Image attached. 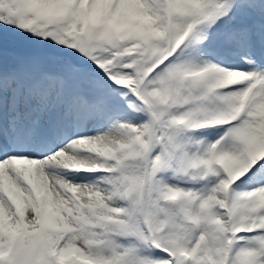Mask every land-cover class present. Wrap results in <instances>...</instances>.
I'll return each mask as SVG.
<instances>
[{
    "label": "snow or ice",
    "instance_id": "obj_1",
    "mask_svg": "<svg viewBox=\"0 0 264 264\" xmlns=\"http://www.w3.org/2000/svg\"><path fill=\"white\" fill-rule=\"evenodd\" d=\"M0 264H264V0H0Z\"/></svg>",
    "mask_w": 264,
    "mask_h": 264
}]
</instances>
